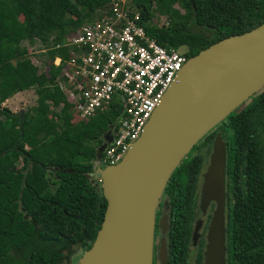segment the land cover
<instances>
[{
	"label": "trees",
	"instance_id": "obj_1",
	"mask_svg": "<svg viewBox=\"0 0 264 264\" xmlns=\"http://www.w3.org/2000/svg\"><path fill=\"white\" fill-rule=\"evenodd\" d=\"M111 1L0 0V264H64L76 250L89 249L100 228L107 201L92 175L102 167L104 150L98 147L116 126L119 109L76 120L57 82L69 58L67 36L102 16ZM133 3L150 36L163 46H184L188 57L264 21V0ZM155 11L166 16V25L150 21ZM37 43L45 59L34 58L46 71L32 62L36 55L29 49ZM30 89L34 106L13 112L2 105ZM216 133L227 152V264H264V87L199 146L210 148ZM189 155L175 174L181 169L192 187L204 157ZM170 264L186 259L177 255Z\"/></svg>",
	"mask_w": 264,
	"mask_h": 264
},
{
	"label": "water",
	"instance_id": "obj_2",
	"mask_svg": "<svg viewBox=\"0 0 264 264\" xmlns=\"http://www.w3.org/2000/svg\"><path fill=\"white\" fill-rule=\"evenodd\" d=\"M263 87L264 21L189 57L122 159L96 169L107 205L79 264H152L155 211L170 175L207 133ZM111 140L110 130L98 151ZM226 161V142L217 133L201 191L203 211L210 201L216 204L202 264H227Z\"/></svg>",
	"mask_w": 264,
	"mask_h": 264
},
{
	"label": "built area",
	"instance_id": "obj_3",
	"mask_svg": "<svg viewBox=\"0 0 264 264\" xmlns=\"http://www.w3.org/2000/svg\"><path fill=\"white\" fill-rule=\"evenodd\" d=\"M108 10L67 36L70 53L58 81L76 120L119 109L105 165L118 163L139 138L189 58L181 47L159 44L137 22L140 15Z\"/></svg>",
	"mask_w": 264,
	"mask_h": 264
},
{
	"label": "flooded vegetation",
	"instance_id": "obj_4",
	"mask_svg": "<svg viewBox=\"0 0 264 264\" xmlns=\"http://www.w3.org/2000/svg\"><path fill=\"white\" fill-rule=\"evenodd\" d=\"M212 145L213 141L210 148L208 145L200 147L198 142L191 149L194 150L193 156L204 157L195 185L187 186L181 169L176 174L175 169L166 182L155 211L152 264H170L177 255L185 258L186 264L203 263L208 226L216 206L210 201L204 211L201 209L203 175L209 165ZM225 192L226 219V172Z\"/></svg>",
	"mask_w": 264,
	"mask_h": 264
},
{
	"label": "rangeland",
	"instance_id": "obj_5",
	"mask_svg": "<svg viewBox=\"0 0 264 264\" xmlns=\"http://www.w3.org/2000/svg\"><path fill=\"white\" fill-rule=\"evenodd\" d=\"M111 5H113V7L116 6L119 9L126 10L129 13H134V14H136V16L140 15L139 11L136 10L135 7H134L133 0H112L111 1ZM111 5H110V7H111ZM173 6L176 9H179L181 13L184 12L181 8H179V6L177 4H175ZM108 9H109V7H108ZM108 9H106L105 11H108ZM150 21L152 23L158 25V26H161L163 24L166 25L168 23V19L166 18V16L160 14L157 11H155L153 13V17H152V19ZM42 49H43V47L39 43H37L36 45L30 47L29 51H32V53H34V55H36V56L32 57V61H33L34 64H38L37 61L35 63L34 57L39 58L41 61H43L45 59V56L41 52ZM43 50H45V49H43ZM179 50L180 51H184L185 50L184 46H182L181 49H179ZM35 104H36L35 93H34V91L32 89H30V91H28L26 94L24 93V94L19 95L18 97L17 96L16 97H14V96L11 97L10 99L7 100V102L4 101L2 105L8 107L13 112H21V111H25L29 107L34 106ZM191 151L192 152L190 153V155L187 154V156L188 155L189 156L193 155L194 150H191ZM101 166H102L101 168H104V165H103L102 162H101ZM92 178L94 179L93 183L96 184L98 187H101L102 179H101L100 174L96 173V171H95V173H93V175H92ZM82 253H83L82 249L76 250V252L73 254V256L71 258H69V259L63 260V263L66 264V262L68 263V260L72 259L71 264H79V259H80V256L82 255Z\"/></svg>",
	"mask_w": 264,
	"mask_h": 264
},
{
	"label": "crops",
	"instance_id": "obj_6",
	"mask_svg": "<svg viewBox=\"0 0 264 264\" xmlns=\"http://www.w3.org/2000/svg\"><path fill=\"white\" fill-rule=\"evenodd\" d=\"M35 59V63H36V61H37V59L36 58H34ZM33 62V61H32ZM38 62V64H36V66H38V67H40V71H42V70H44V71H46L47 69H48V67L47 66H44L43 64H42V62H40L39 60L37 61ZM58 60L57 59H55V64L57 65L58 63ZM59 65V64H58ZM62 72H63V67L61 68V72H60V74H59V79L61 80V79H63L64 78V76H63V74H62ZM59 81V80H58ZM57 84H58V82H57ZM28 91H30V90H24V91H21V92H17V93H15V94H13L12 96H10L8 99H10L11 97H18L19 95H21V94H26ZM34 91V90H33ZM35 93V92H34ZM63 94H64V92H62ZM35 96H36V94H35ZM64 96H65V94H64ZM8 99H6L5 101L7 102V100ZM67 100V99H66ZM60 107V106H59ZM58 107V108H59ZM57 108V109H58Z\"/></svg>",
	"mask_w": 264,
	"mask_h": 264
}]
</instances>
